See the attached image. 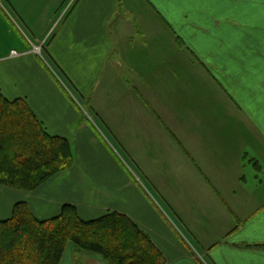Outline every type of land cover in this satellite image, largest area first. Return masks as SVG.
Returning <instances> with one entry per match:
<instances>
[{"label": "crops", "instance_id": "obj_1", "mask_svg": "<svg viewBox=\"0 0 264 264\" xmlns=\"http://www.w3.org/2000/svg\"><path fill=\"white\" fill-rule=\"evenodd\" d=\"M67 1L6 0L40 45ZM1 13L0 90L75 161L34 191L0 185V220L19 202L39 220L114 211L166 264H203L180 227L210 264H264V0H75L44 43L53 70ZM60 264L108 263L69 244Z\"/></svg>", "mask_w": 264, "mask_h": 264}, {"label": "trees", "instance_id": "obj_2", "mask_svg": "<svg viewBox=\"0 0 264 264\" xmlns=\"http://www.w3.org/2000/svg\"><path fill=\"white\" fill-rule=\"evenodd\" d=\"M74 161L68 140L51 134L23 98L11 100L0 90V185L34 191ZM69 244L108 264L167 263L151 237L119 212L84 220L65 204L57 216L39 220L19 202L0 220V264H60ZM253 246L264 249V243Z\"/></svg>", "mask_w": 264, "mask_h": 264}, {"label": "rangeland", "instance_id": "obj_3", "mask_svg": "<svg viewBox=\"0 0 264 264\" xmlns=\"http://www.w3.org/2000/svg\"><path fill=\"white\" fill-rule=\"evenodd\" d=\"M74 1L75 0H68L67 1V4H66V6L64 7V8H62L61 10H59V12H56V13H58V18H59V20L57 21V22H55V24H54V26L50 29V31H49V33L47 34V36L44 38V42L40 45V44H37V43H35L36 41H35V39H33V37L30 35V32H29V30H26V29H23V27L21 26V23H19V21H18V18H17V16H15V14L13 13H11L10 12V10H9V8H8V5H7V2H6V0H0V7H1V9L0 10H2V13H3V15H5V16H7V14H9V16H10V18L13 20V23H14V25L12 26V33H13V44L14 45H16L17 44V41L19 40V39H21V38H23L22 37V35L23 36H25V37H28V39H29V42L31 43V46H33V51L36 53V54H38V57L41 59V60H43L44 58V62L47 64V66L48 67H51L52 68V70H53V66H52V62H50L49 61V59H48V57H47V54H46V51H45V49H44V43L47 41V44H48V42L52 39V37H53V35L55 34V32H57V28H59V26H61L62 24H63V22L65 21V19L66 18H64L66 15H67V13H68V9L72 6V4L74 3ZM3 6V7H2ZM1 13V14H2ZM122 13V11H120L119 12V14H121ZM6 18V17H5ZM53 19H54V16H53ZM20 24V25H19ZM56 25H59V26H56ZM21 26V27H20ZM25 31H27V32H25ZM18 34V35H17ZM22 34V35H21ZM39 43H40V41H38ZM46 44V45H47ZM45 45V46H46ZM17 46H18V44H17ZM19 52V51H18ZM21 53V52H20ZM11 55V54H10ZM12 57V56H11ZM13 57H15V56H13ZM50 62V63H49ZM53 72V71H52ZM58 72V71H57ZM56 72V73H57ZM55 74V73H54ZM62 78V77H61ZM60 81V80H59ZM63 82H65L64 80H63ZM71 97L73 98V100H74V98L76 99L75 100V103L77 104V107H78V109L79 110H81L82 111V113L83 114H85V115H87V116H89L90 118H91V121H92V124H95L94 122H97V120H96V117L94 116V114L89 110L90 108L89 107H87L86 106V104H85V102H84V100L83 99H81V97L79 96V95H77V93L75 94L74 92H72V95H71ZM71 98V99H72ZM95 120V121H94ZM257 170V169H256ZM131 173H133V175L135 176V178L136 179H139L140 180V176L138 175V172L136 171V170H131ZM10 188V187H9ZM14 189V188H13ZM36 190V189H35ZM22 191H25V190H22ZM176 225H177V223H175ZM180 227V226H179ZM179 231H181V233H182V237H184L185 239H186V242L188 243V244H191V245H194V252L195 253H199L200 254V257L203 259V260H206L207 262H208V260L205 258V256H204V253L205 252H202L201 251V249L200 248H197V246H195V243H196V240H195V238H193V234L190 232V231H188V230H186V229H181V227H180V230ZM188 232H190V233H188ZM183 238V239H184ZM204 249H206V248H204ZM206 254V253H205ZM202 260V263L203 264H210L209 262L207 263L206 261L204 262Z\"/></svg>", "mask_w": 264, "mask_h": 264}, {"label": "built area", "instance_id": "obj_4", "mask_svg": "<svg viewBox=\"0 0 264 264\" xmlns=\"http://www.w3.org/2000/svg\"><path fill=\"white\" fill-rule=\"evenodd\" d=\"M24 53H20V52H18V51H16V50H12L11 51V56L13 57V56H21V55H23Z\"/></svg>", "mask_w": 264, "mask_h": 264}]
</instances>
